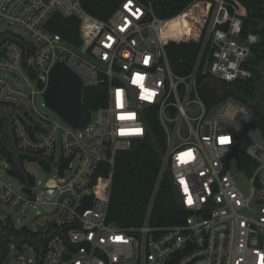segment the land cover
I'll return each instance as SVG.
<instances>
[{"label":"built area","instance_id":"1","mask_svg":"<svg viewBox=\"0 0 264 264\" xmlns=\"http://www.w3.org/2000/svg\"><path fill=\"white\" fill-rule=\"evenodd\" d=\"M204 1L198 50L187 71L178 73L167 46L187 41L185 10L162 18L150 0H124L101 19L87 12L81 0H0V23L22 26L36 42L0 32V72L19 82L14 86L0 75V103L23 111L32 122L29 126L15 111L0 115V202L22 216L49 207L20 229L0 208V234H15L20 248L9 255L5 238L0 264H264V105L255 103V93L248 96L253 104L239 97L237 92L246 94L236 84L255 76L253 66L260 63L254 62L253 47L260 37L245 32L235 3ZM57 11L80 18V46L45 28ZM60 61L81 77L85 90L106 87L105 102L87 109L84 129L53 121L36 109ZM201 77L214 88L208 102L199 91ZM23 102L33 105L39 120ZM252 122L256 125L239 137ZM152 123L160 125L165 145L145 217L140 225L119 226L107 220L116 156L150 136ZM237 144L238 156L233 154ZM8 148L36 157L49 169L59 149L60 168L70 174L38 181L35 189L31 184L36 182L27 181L22 194L1 177L18 169ZM241 151L252 161L251 173ZM102 164L110 167L106 179L98 175ZM235 170L250 178L249 196ZM165 174L187 212L183 223H151Z\"/></svg>","mask_w":264,"mask_h":264},{"label":"trees","instance_id":"2","mask_svg":"<svg viewBox=\"0 0 264 264\" xmlns=\"http://www.w3.org/2000/svg\"><path fill=\"white\" fill-rule=\"evenodd\" d=\"M124 0H81L83 7L90 14L101 19L108 18ZM155 13L162 18H170L185 10L188 21L185 31L187 41H171L168 46L172 67L178 73H185L188 65L194 59L198 50V40L204 32V0H150ZM239 9L244 19L245 32L259 34V41L253 47L254 62L260 63L264 59V28L257 30L255 19H264V0H230ZM195 21L191 24V21ZM185 65V67H184ZM187 69L183 70L184 68ZM240 80L236 84L250 92L254 89V80ZM199 91L203 99L208 102L209 95L214 94V88L198 78ZM106 87L96 86L85 90V104L88 110L102 105L106 100ZM164 134L158 123H152L151 135L134 142L133 146L116 156L115 171L108 209L109 222L119 226L140 225L143 222L151 192L155 185L160 166L161 153L164 149ZM244 168L251 173L252 161L244 151H241ZM45 164V163H44ZM62 161V166H64ZM49 169V165H45ZM23 181L33 182V177L28 172L16 170ZM98 175L106 179L110 175L108 164L100 166ZM187 216L186 210L180 205L172 178L165 174L156 203L151 216L154 225H171L183 223Z\"/></svg>","mask_w":264,"mask_h":264},{"label":"water","instance_id":"3","mask_svg":"<svg viewBox=\"0 0 264 264\" xmlns=\"http://www.w3.org/2000/svg\"><path fill=\"white\" fill-rule=\"evenodd\" d=\"M254 22L258 24L257 30L264 28V19H255ZM79 24L80 18L78 16L72 15L65 17L57 11L45 22L44 26L48 30L60 34L64 39L74 45L80 46L82 42L79 34ZM263 67L264 60L259 65L253 66V70L263 75ZM258 83L255 82V85L257 86ZM237 95L253 104V99L250 97L238 92ZM84 96L85 86L81 77L64 62H57L52 69L51 83L44 98L45 104L73 127L84 129L89 120V112L85 104ZM4 110L10 112L15 111L29 126L32 125V122L25 116L23 111L0 103V115H3ZM260 113V117H262L264 115V109L260 110ZM255 125V122L248 124L239 134V137L246 136L248 128ZM10 133L12 134V130H10ZM8 151L17 159V170L24 172L20 158L22 155L28 154L21 153L15 148H8ZM233 154L236 156L239 155L238 144L234 147Z\"/></svg>","mask_w":264,"mask_h":264},{"label":"rangeland","instance_id":"4","mask_svg":"<svg viewBox=\"0 0 264 264\" xmlns=\"http://www.w3.org/2000/svg\"><path fill=\"white\" fill-rule=\"evenodd\" d=\"M1 31L13 32L17 36L21 37L23 40L27 42H32L36 45V42L32 38L31 34L20 25H14V24H8L6 22H1L0 32ZM66 45L70 46V44L68 43ZM70 47L73 49H76L73 46H70ZM0 75L8 78L14 86H19L18 79H16L14 76L10 75L9 73L0 72ZM254 75L255 77L260 76L258 72H255ZM21 105L25 108V110L29 113V115L32 116L35 120L40 119V116H39V113H40L41 115L48 116L53 121L64 123V120L54 110H52L45 104V100L42 96L37 97L36 104H35L36 109L39 113L35 110V108L31 104L23 102ZM59 156H60V150L58 149L56 153V159L54 160L53 165L51 166L50 169H46L36 157L30 156V155L21 156V163H22L24 172H28L33 177L34 182H36V183L31 184L32 189H35L37 187L38 181H41L42 183H46L50 179H62L64 177H67L70 174V170L68 169H66L65 173L63 174L60 168V165H59ZM75 162L76 160L73 161V163ZM234 175H235V178L240 188L243 190L246 196H249L250 186H251L250 178L244 172H241L239 170H235ZM1 177L6 182L11 183L12 186L16 190H18L20 193L22 194L24 193L23 188L26 187L27 182L23 181L19 175L2 172ZM0 208L4 210L6 213L11 215L13 221L16 223V228L18 229H20L21 227L25 225H28L32 221L34 215L38 211L44 212V211L49 210L48 206H38L37 208L32 209L28 215L22 216V215H19L15 210H12L11 207L4 202H0ZM5 238L7 239L6 247L9 250L8 254L14 255L17 252H19L20 248L16 246L17 240H16L15 234L1 233L0 234V254L2 253V249L4 248ZM27 248L29 250V254L32 257H34L36 254L35 247L31 243H29Z\"/></svg>","mask_w":264,"mask_h":264},{"label":"flooded vegetation","instance_id":"5","mask_svg":"<svg viewBox=\"0 0 264 264\" xmlns=\"http://www.w3.org/2000/svg\"><path fill=\"white\" fill-rule=\"evenodd\" d=\"M258 82H259L258 85L254 86V89L251 91V94L245 88L238 87V89L244 92L247 96H252L255 93V96L257 98L255 103L259 106H262L264 105V72L263 75H260Z\"/></svg>","mask_w":264,"mask_h":264},{"label":"snow or ice","instance_id":"6","mask_svg":"<svg viewBox=\"0 0 264 264\" xmlns=\"http://www.w3.org/2000/svg\"><path fill=\"white\" fill-rule=\"evenodd\" d=\"M227 141H228L227 137L222 138V142H227Z\"/></svg>","mask_w":264,"mask_h":264}]
</instances>
